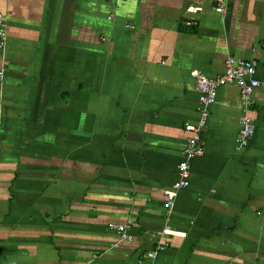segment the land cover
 <instances>
[{
	"label": "crops",
	"instance_id": "obj_1",
	"mask_svg": "<svg viewBox=\"0 0 264 264\" xmlns=\"http://www.w3.org/2000/svg\"><path fill=\"white\" fill-rule=\"evenodd\" d=\"M190 2L0 0V264H264L260 88L241 149L238 91L217 88L188 185L162 208L197 118L189 73L230 56L264 75V0ZM126 221L116 243L108 224Z\"/></svg>",
	"mask_w": 264,
	"mask_h": 264
},
{
	"label": "built area",
	"instance_id": "obj_2",
	"mask_svg": "<svg viewBox=\"0 0 264 264\" xmlns=\"http://www.w3.org/2000/svg\"><path fill=\"white\" fill-rule=\"evenodd\" d=\"M202 1H209L212 4L213 11L222 14L224 11V0H191L190 4L184 9L186 14H196L200 11L199 4ZM194 25L193 21L186 20L182 26L189 28ZM5 46V21L0 14V50ZM5 61L1 66H5ZM256 63L254 60H239L233 57H226L223 61L222 73L210 78L202 73L193 70L189 77L194 81V89L197 95V118L194 124H184L182 132L185 134L184 147L181 152L180 160L176 164V180L171 184L169 189L162 192V208L169 211L178 190L187 187L189 178V163L195 157L202 154L200 145L202 131L204 129L210 106L214 102L216 90L223 85L234 86L238 91V97L242 106V115L238 119V131L235 136V146L237 149L245 148L248 141L254 133V124L251 117L246 112L254 106L252 92L256 88L264 91V75L260 79L253 77ZM3 68H0V78L2 77ZM130 222L110 223L108 228L117 235L116 243H128L132 240L128 233ZM178 233L169 229L162 228L159 235L161 237L174 236ZM165 244L162 242L155 243L154 247L143 255L144 260H151L155 255L162 251Z\"/></svg>",
	"mask_w": 264,
	"mask_h": 264
}]
</instances>
